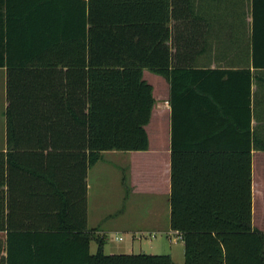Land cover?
<instances>
[{
	"label": "trees",
	"instance_id": "obj_1",
	"mask_svg": "<svg viewBox=\"0 0 264 264\" xmlns=\"http://www.w3.org/2000/svg\"><path fill=\"white\" fill-rule=\"evenodd\" d=\"M239 12L236 0H0L9 99L0 264H175L171 254L105 253L103 239L91 253L86 191L70 203L60 178L70 155L85 180L106 151L149 149L156 99L145 69L171 82L170 226L183 235L185 264H264L250 150L189 138L174 123L195 93V73L206 71L194 66L196 34L235 29ZM250 12V55L264 69V0H251ZM14 194L29 205L14 204Z\"/></svg>",
	"mask_w": 264,
	"mask_h": 264
},
{
	"label": "crops",
	"instance_id": "obj_2",
	"mask_svg": "<svg viewBox=\"0 0 264 264\" xmlns=\"http://www.w3.org/2000/svg\"><path fill=\"white\" fill-rule=\"evenodd\" d=\"M236 2L240 12L236 18L238 20L235 22V29L214 27L212 31L204 30L197 34L192 29L187 30L188 42L193 43L194 34L198 39V44L193 46L195 55L198 54L194 66L206 71L195 73L198 77L195 93L190 94L187 101H182V104L178 105L174 123L176 129L186 133L189 138L195 136L206 140L208 144L235 147L242 152L250 150L252 227L264 231V149L261 148V144L264 145V69L255 67L250 55L251 0ZM204 47H207L206 51L200 53ZM228 69H236L238 72L218 71ZM145 71L150 70L145 69L144 76L147 73ZM154 74L161 98L155 94L157 90L155 84L145 77L153 85L156 99L147 126H151L156 113L154 121L159 122L157 140L161 149L158 163L156 164L153 158L150 159L152 142L149 138L150 145L147 150L104 152L102 159L88 168L85 180L81 164L77 169L78 158L76 155L72 158V155L68 154L70 156H67L64 166L71 167V170L66 175H60V178L64 197L70 203L80 204L86 191L87 226L84 232L91 236V253L97 252L98 240H104L102 234L105 228L111 232L115 227L123 228L132 234L133 240H136L137 234L146 228L159 227L166 228L171 242L179 243L178 245L182 243L183 248L181 247L176 255L170 254L175 264H185L183 235L170 226L173 131L172 109L169 102L171 82L163 75ZM8 105L7 66H0V151L4 152L9 150ZM164 121L167 122V134L164 132L166 126ZM148 135L150 136L149 131ZM100 172L107 174V183L102 181L104 177L99 175ZM108 180H111V183ZM94 184L98 186L96 194L92 193ZM16 193L21 194V191L18 190ZM18 194L14 195L20 201L14 204L28 206L29 204L23 202ZM107 218L109 221L105 222ZM94 243H97L95 247ZM105 247L106 240H104L106 253Z\"/></svg>",
	"mask_w": 264,
	"mask_h": 264
},
{
	"label": "rangeland",
	"instance_id": "obj_3",
	"mask_svg": "<svg viewBox=\"0 0 264 264\" xmlns=\"http://www.w3.org/2000/svg\"><path fill=\"white\" fill-rule=\"evenodd\" d=\"M145 77H147L149 80H151L155 86L157 87L155 94L158 98H161V94H159L158 91V82L157 78L154 76L155 74L150 71H145ZM152 76H151V75ZM156 117V113L154 114V118ZM151 122V126L148 125V131H149V138H151L152 146H151V155L150 159L153 158V161H156V164L159 161L161 149L160 145L158 144V127L159 122L157 120ZM165 124L167 123L164 121ZM166 131L167 134V124L165 126L164 132ZM146 161L147 158L145 157ZM104 177L103 182L107 183V174H101ZM111 183V180H108ZM97 185L94 184L92 188V193H97ZM262 213V212H261ZM101 219V218H100ZM109 221V218L105 219V222ZM104 222V223H105ZM104 228V227H103ZM105 232L102 234L104 240H106V247L105 251L106 253H109L110 251H120V252H126V253H152V254H170L178 252V250L182 247V243L180 245L174 244L171 242V239L169 237V232L166 230V228H159V227H148L145 230H143L142 233H138L136 240H133V236L130 232H126L123 228L115 227L113 228L112 232L105 228ZM122 237L123 239H119V237ZM118 237V238H116ZM173 239V238H172ZM132 244V245H131ZM97 243H94L93 246L95 247ZM93 247V250L95 249Z\"/></svg>",
	"mask_w": 264,
	"mask_h": 264
},
{
	"label": "built area",
	"instance_id": "obj_4",
	"mask_svg": "<svg viewBox=\"0 0 264 264\" xmlns=\"http://www.w3.org/2000/svg\"><path fill=\"white\" fill-rule=\"evenodd\" d=\"M122 237L120 236L119 239H121Z\"/></svg>",
	"mask_w": 264,
	"mask_h": 264
}]
</instances>
